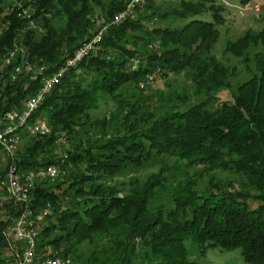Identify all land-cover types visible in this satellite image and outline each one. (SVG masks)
I'll use <instances>...</instances> for the list:
<instances>
[{"label": "trees", "instance_id": "trees-1", "mask_svg": "<svg viewBox=\"0 0 264 264\" xmlns=\"http://www.w3.org/2000/svg\"><path fill=\"white\" fill-rule=\"evenodd\" d=\"M210 1H183L180 10L174 11L183 24L170 29L155 24L153 0H146L134 19L114 25L108 23L129 0H0V57L21 47L24 54L14 64L43 69L35 80L24 73L11 79L12 69H7L0 81V115L21 110L43 77L105 27L97 48L57 81L32 114L29 123L42 120L50 132L32 136L26 130L20 132L15 158L20 173L50 165L60 171L56 178L34 181L29 191L31 209L39 211L49 204L53 210L61 194L73 187L80 191V185L87 183L99 195L84 197L77 204L72 199L45 217L37 255L56 252L64 258L72 254L70 245H55L61 237L49 236L62 222L71 221L64 235L98 243L99 250L79 264H134L132 258L143 251L149 264H200L191 259L195 246L200 254L212 247L239 248L246 264H264L263 52L255 54V71L230 87V99L213 111L202 101L174 116L166 113L157 125L143 130H126L101 141L91 134L79 135L69 149L55 153L57 140L74 136L77 116L93 107L97 91L127 82L148 85L156 76L166 78L184 70L197 95L209 98L210 93L229 87L224 81L231 71L213 53L224 6ZM260 1L264 6V0ZM239 4L242 9L255 0H239ZM29 20L34 28L28 27ZM257 44L264 45V28L257 33L247 30L235 42H226L223 53L241 57ZM154 155H176L194 166L226 171L238 177L240 187L233 179L211 177L203 186L185 177L168 191L170 207L158 210L150 207L151 198L166 179L140 184L125 197H117L105 185L104 174L114 171L113 166L147 163ZM5 164L0 166V264L14 262L21 251L10 235L20 209L1 184ZM58 189L63 191L54 193ZM70 257L75 261L73 254Z\"/></svg>", "mask_w": 264, "mask_h": 264}, {"label": "rangeland", "instance_id": "rangeland-1", "mask_svg": "<svg viewBox=\"0 0 264 264\" xmlns=\"http://www.w3.org/2000/svg\"><path fill=\"white\" fill-rule=\"evenodd\" d=\"M183 1L194 2V0H153L152 6L154 9L156 8L153 16L155 24L162 28L170 29L181 26L183 20L174 11L180 10ZM210 2L224 6V20L218 22V38L214 43L213 53L225 65H228L231 71V75L229 74L224 81L228 83L229 87L217 90L216 93H210L209 98L204 94L197 95L190 76L184 70V72L181 71L179 74L168 75L166 78H161L160 75L156 76V81L154 80L153 83L148 85H139L138 83L136 85L127 82L114 89L97 91L95 92L97 100L93 107L77 116L79 118L77 123L79 126L74 136L64 135L62 138L60 137L61 139L57 140L56 143L58 147L55 149V153L60 154L69 149L79 135L80 137H85L91 134L96 140H106L115 137V135H120L126 130H133L134 128L143 130L151 125L155 126L159 123V118L166 113L169 116H174V113L184 111L191 105L202 101H207L208 109L213 111L220 103L230 99L229 92H232L231 88H235L237 83L244 81L255 71L254 58L257 57L255 54L258 52L264 53V45L249 46L241 57L224 54V46L226 42H235L247 30L251 33H257L263 29L264 6L260 0H255L254 5H243L244 11L240 15L241 6L239 0H212ZM206 5L209 6L208 3ZM140 33V31L136 32L137 35H140ZM88 78L90 77L88 76ZM5 163L4 155L0 154V166L6 165ZM113 168L114 171L109 170L104 174L106 178L105 185L112 187V193H115L117 197H125L132 189H138L140 184L149 182L154 184L161 181V179L163 181L166 179L164 184L161 183L162 187L156 191L154 198H151L150 207L158 210L170 207L171 202L170 197H168V191L172 188V185L185 180V177L193 183L197 182L203 186L210 182L208 180L211 177H215L216 180L218 179L217 181L233 179L234 182L238 181L236 187H240L237 176H232L226 171H211L208 168L191 165L176 155H162L161 158L158 155H154L153 160L147 163L132 164L127 162L123 166H113ZM97 181L96 183H98ZM80 188L81 190L79 191L76 190V187H73L61 194V197L56 198L54 200L56 201L54 212L57 211L56 208H62L65 203L67 204L72 199L71 203L77 204L79 201H84L86 199L84 197L99 196L95 195L91 188H88V183L80 185ZM62 191L58 189L54 193ZM61 198L65 200L62 201ZM79 207L83 208V205L80 204ZM53 210H51L52 214ZM70 224L71 221L62 222L60 227L53 230L49 236L54 238V240L61 237L59 242H55L57 246L62 244L71 246L75 261L71 260V253L62 258V260H67V264H79L87 259L91 252L99 250L96 247L98 243L97 239L91 243L86 239L79 240L75 237L64 235L66 226ZM117 239L121 241L124 238L118 237ZM123 243L125 242L123 241ZM140 244H137L139 248H141ZM198 248L197 246L192 248L191 259L200 264H246L239 248L227 251L212 247L206 248L202 254H200V248ZM143 252H138L136 257L132 258L131 263L147 264V255Z\"/></svg>", "mask_w": 264, "mask_h": 264}, {"label": "built area", "instance_id": "built-area-1", "mask_svg": "<svg viewBox=\"0 0 264 264\" xmlns=\"http://www.w3.org/2000/svg\"><path fill=\"white\" fill-rule=\"evenodd\" d=\"M12 1V0H7ZM146 0H129L122 10L117 12L108 24H116L127 19H134L138 9L144 7ZM240 9V15L243 14ZM28 27L34 28L35 24L29 20ZM105 27L99 29L89 40L79 46L73 55L65 60L59 68L47 77L41 79V85L37 91L30 96L21 110H9L0 115V152L7 161L4 185L8 197L19 206V214L13 219L10 227L11 240L21 246L20 254L16 255L14 262L6 260L4 264H67L56 252L50 255L40 256L36 254V245L43 219L51 214V206L46 204L39 211L30 208L29 191L35 180L56 178L59 170L50 165L37 170H29L20 173L15 165L18 145L21 143L20 132L26 130L29 135H46L50 132L47 124L38 120L29 123L32 114L37 110L39 104L51 91L53 86L61 79L68 70L75 68L80 61L93 52L102 40ZM24 54V49L15 46L0 57V81L7 69L11 67L10 77L13 79L19 74L29 75L35 80L36 75L43 71L42 68H33L29 64H14Z\"/></svg>", "mask_w": 264, "mask_h": 264}]
</instances>
